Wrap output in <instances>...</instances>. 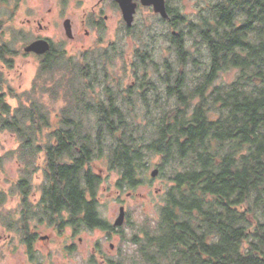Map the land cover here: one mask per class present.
<instances>
[{"label": "trees", "instance_id": "trees-1", "mask_svg": "<svg viewBox=\"0 0 264 264\" xmlns=\"http://www.w3.org/2000/svg\"><path fill=\"white\" fill-rule=\"evenodd\" d=\"M211 14L201 24H190L207 46L206 70L192 88L184 74L173 81L161 77L170 107L156 122L150 115H130L133 97L141 100L145 113L151 112L146 93L156 85L145 75L133 95H127L129 87L122 97L104 88L102 99L93 89L96 70L88 79L89 66L49 58L39 66L31 91H9L17 108L5 101L0 84V131L19 139L25 167H34L43 154L44 181L35 206L29 201V178L17 184L18 231L29 235L22 241L28 249L33 219L46 220L59 233L67 226L76 232L79 227L109 228L98 210L103 180L94 172L95 160L107 159L118 190H134L145 183L148 161L156 157L168 185L159 218L144 232L143 263L264 264V0H220ZM172 42L184 66L183 34ZM136 55L135 69L145 70L150 55ZM9 56L6 50L0 60L9 63ZM229 69L237 71L234 80L213 86L219 72ZM38 94L52 101L62 96L66 106L51 120Z\"/></svg>", "mask_w": 264, "mask_h": 264}, {"label": "rangeland", "instance_id": "rangeland-1", "mask_svg": "<svg viewBox=\"0 0 264 264\" xmlns=\"http://www.w3.org/2000/svg\"><path fill=\"white\" fill-rule=\"evenodd\" d=\"M78 1L81 4L73 6L72 4L77 2L70 0L72 18L76 22L83 14L86 4L93 3V0ZM219 1L171 0L170 5L176 8L184 19V22L175 26L176 31L183 34L184 49L187 53L184 66L180 67L177 51L174 47L172 48L169 27L158 24L156 18L146 12L141 13L143 19L140 16L132 32L128 34L122 31L118 23L119 18L114 17L106 22L105 31L101 32L100 47L82 53L78 41L70 42L68 46H64L70 55L64 58L71 59L74 64H79L81 67L89 66L91 70L87 74L88 79L96 70L97 80L93 83V89L102 99H105L104 88L122 97L129 87L130 92H127V95H133L139 89L145 75L146 81L156 85L155 91L146 93L151 112L145 113L141 100L133 97L129 108L133 111L130 115L138 116L140 119L150 115L152 121L156 122V118L167 113L170 107H166L167 101L163 93L165 84L161 81V77L168 75V78L173 81L179 74H184L187 77V85L192 88L197 77L206 70L210 60L207 46L201 37L194 31H190V24L197 25L201 24L204 18L211 19V8ZM56 3L57 0H23L17 17L6 24L3 40L12 54L8 58L9 63L0 60V84L6 95L5 101L12 108L20 105L16 98L11 97L9 91H12L14 95L31 91L40 68L36 59L23 53L22 47L31 41L35 34L30 32L28 27H23V23L27 19H41L46 9L52 7L54 13L47 17L51 19V24H48L49 32L44 34L53 36L54 39L61 37L57 26L59 17L55 14L61 9V4L60 1L57 5ZM106 12L113 13L109 7H106ZM21 28L25 30H19ZM85 44L88 46L91 40L86 41ZM138 51H146L150 55L151 60L147 62L145 70L135 69L139 62L136 55ZM236 74V69L219 72L213 86L230 84ZM60 97V100L52 101L48 94L35 95L38 103L45 106L51 120L66 106V101L62 96ZM156 99L159 100L160 105L164 106V110ZM123 110H126V107H123ZM46 133L47 131H43V140ZM40 144L42 143H38ZM20 145L19 139L9 131H0V158H2L0 193L3 195L0 200V264H105L106 259H114L116 264H145L142 262L139 251L140 246L144 244V232L150 229L159 218L158 209L162 205V196L168 185L155 166L158 158L149 159L150 167L145 174L147 180L134 190H118L115 186L118 177L116 173L108 170L107 159L104 157L95 160L94 172L103 180L97 193L101 217L114 223L118 218L120 207L125 209L127 221L118 234L108 238L98 230L91 232L82 230L72 237V231L68 228L58 233L46 220L33 219L29 222V227L35 228L38 237L47 236V239L42 241L37 239L29 250L23 244L22 235L18 231L19 222L22 219V204L17 184L22 177H28L30 180L29 201L33 204L38 201L44 181L43 154L37 155L34 167L27 168L24 160L19 157ZM154 170H157V175L152 178L150 174ZM136 237H139L138 243L134 242ZM110 245H113V248H110ZM93 248L101 251L105 257L100 258L94 253Z\"/></svg>", "mask_w": 264, "mask_h": 264}, {"label": "flooded vegetation", "instance_id": "flooded-vegetation-1", "mask_svg": "<svg viewBox=\"0 0 264 264\" xmlns=\"http://www.w3.org/2000/svg\"><path fill=\"white\" fill-rule=\"evenodd\" d=\"M44 1V0H43ZM60 1L61 4V9L58 10L57 16L59 17L58 21V28L60 29L61 37H54L45 35L44 33L49 32V27L48 24L50 25V20L47 17L52 15L51 13H54V10L52 7H49L46 9V12L44 15L41 17V19H27L23 23V27H28L30 32H35L34 37L32 38L31 41L26 43L22 49L23 53L25 55L31 56L34 59L38 61L39 66L41 65L42 62H44L46 59L49 58H56V57H65L67 56L68 50L64 47L65 45L68 46L70 42H75L78 41L80 44V48L82 53L85 52H90V50L100 47L102 43V36L101 32L105 31L106 27V22L111 21L114 17L119 18L118 23L122 27V31H124L126 34L131 33L133 28L136 25L137 20L141 16V13H149L151 14L154 18H156V21L158 24H164L170 29L171 33V45L172 48L173 42L172 38L173 37H179L181 36L180 32L176 31L175 26L178 23H181V18H183L182 14L174 7L170 5L171 0H163L164 2V11H165V17H163L159 13H155L154 7L152 5H144L142 3V0H130L129 4L134 5V13H133V21L131 26H127L126 22L124 21L122 10L120 8V4L118 0H93V3L91 4H86V7L83 9V14L81 15L80 19L78 22H76L72 17H73V12L71 9L70 5V0H57V3ZM146 1V0H145ZM23 0H0V55H2L6 50H8L11 54L12 51H10L5 44L3 37L5 35V28L7 22L12 21L17 17L19 9L21 7ZM77 3L72 4L73 6L80 5V1L76 0ZM106 7H109L112 9L113 13L108 14L106 12ZM142 18V16H141ZM143 19V18H142ZM8 20V21H7ZM21 31L25 30L24 28L19 29ZM98 33V34H97ZM70 37V38H69ZM66 38V40H65ZM91 40V44L88 46L85 44L86 41ZM37 41H45L49 44V51L45 54L38 55L35 53H25L24 49L29 46L30 44L37 42ZM15 54V53H13ZM70 55V54H69ZM4 62V61H2ZM41 196V193H40ZM39 196V198H40ZM38 198V200H39ZM97 202L99 204V201L97 199ZM38 203V201L33 204L34 206ZM122 207V206H121ZM124 208V207H123ZM125 211V209H124ZM127 216L126 213L124 215V222L123 224L127 221ZM106 222L109 224V228L107 230H101L99 228H84V227H79L78 231L76 232L75 228H72L71 226H67L64 228L70 229L72 231L71 236L74 237L76 233L81 232L82 230H87V231H95L98 230L106 235V237L112 238L113 235L118 234L122 227H115L114 223H110L107 219H105ZM29 231L31 234V248L34 245V241L37 239L46 240L47 236H37V233H35V228H30ZM55 229V228H54ZM57 231V229H55ZM63 230V231H64ZM58 232V231H57ZM59 233V232H58ZM62 233V232H61ZM29 235L26 236V233L24 236H22V241L25 239H28ZM31 243V242H30ZM25 246L27 245L24 241L23 243ZM73 248V247H72ZM110 248H113V245H110ZM30 250V249H29ZM94 253L98 255L100 258L105 257L101 253V251L94 249ZM33 259V258H31ZM94 261V259H93ZM116 261L114 259H106L105 264H116ZM31 264V263H30ZM120 264V263H118Z\"/></svg>", "mask_w": 264, "mask_h": 264}, {"label": "water", "instance_id": "water-1", "mask_svg": "<svg viewBox=\"0 0 264 264\" xmlns=\"http://www.w3.org/2000/svg\"><path fill=\"white\" fill-rule=\"evenodd\" d=\"M120 4V8L122 10L124 21L126 22L127 26H131L133 21V13H134V5L129 4L130 0H118ZM142 3L144 5H152L154 7L155 13L161 14L163 17H165V11H164V2L163 0H142ZM70 38V37H69ZM49 44L45 41H37L29 46H27L24 49L25 53H35L38 55L45 54L49 51ZM151 177L154 178L157 175V170H154L151 172ZM124 208L120 207L119 209V215L116 219L114 226L120 227L122 226L124 222Z\"/></svg>", "mask_w": 264, "mask_h": 264}]
</instances>
